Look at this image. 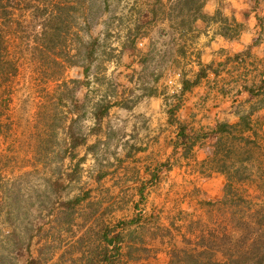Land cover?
I'll return each mask as SVG.
<instances>
[{
    "label": "rangeland",
    "instance_id": "rangeland-1",
    "mask_svg": "<svg viewBox=\"0 0 264 264\" xmlns=\"http://www.w3.org/2000/svg\"><path fill=\"white\" fill-rule=\"evenodd\" d=\"M107 1L108 10L100 15V23L93 29L95 34H102L100 58L92 66L89 85H82L78 90V95L82 98L86 95L89 103L87 116L75 127L87 135L89 141L97 137V130H93L97 126L91 114L95 100L103 96L115 100L126 93L134 95L139 88L143 90L145 86L146 90L153 83L165 86L166 80L177 70L197 69V48L199 41H204L201 38L205 39V36L199 37V28L191 29L189 25L182 24L184 14L175 9V0H164L166 13L155 21L151 20L150 13L140 18L139 11L142 7L155 6L156 0ZM211 25L209 30L213 32L218 26L217 23ZM134 26L144 33L142 38H137L136 49L132 44L136 37L132 35L129 38L128 34ZM11 39L12 49L23 50V62L10 90V108L2 117L11 124V128L0 136V154L7 156L5 164L1 165L7 168L4 179L9 189L5 201L0 193V253L8 255L6 264H24L28 253L43 258L52 256L45 264H87L78 249L79 237L85 236L93 225L95 228L90 231L91 236H85L84 250L101 243L98 231L107 225L124 236V241L120 243L122 249L114 257L115 264H170L174 247L188 245L178 228L184 231L191 222L197 228L203 223L212 224L219 216L217 205L202 202L217 201L223 196L225 177L216 178L211 183L209 196L192 190L174 198L176 203H170L167 211L173 209L176 212L172 221L177 228L169 232L164 226L171 216L163 214L159 207L161 201L153 210L149 209L153 211L149 215V198L131 191L118 192V186L113 190L109 188L105 178L108 174L117 173V167L110 164L113 162L111 157L117 153L115 144L118 135L112 133H118V129L112 122L104 121V134L108 140L81 164V178L74 179L65 188L58 189L59 186L55 185L54 189V181H59L62 186L67 184L59 177L66 175L70 168L68 159L63 164L62 174L50 167V164L55 168L62 164L59 151L67 146L66 129L57 126L55 118L56 115H70L74 107L70 102L66 106L56 104L58 95L51 96L49 93L57 89L58 82L46 79L42 68L30 59L28 50L23 46L18 48L20 40ZM73 78L84 80L83 68L69 67L65 71L64 80L70 82V87L73 86ZM135 81L142 82V87H136ZM261 94L264 97V92ZM53 131L57 136L52 135ZM261 143L264 145V139ZM47 145L55 150L48 157L45 154ZM85 149V146L79 149V157L85 154ZM95 154L98 155L95 157ZM242 189L255 208H264V191L250 183L243 184ZM87 192L91 193L87 200L74 208L68 206L69 200ZM152 215L157 220L150 221ZM130 221L133 223L130 224ZM196 232L199 233V230L196 229ZM18 240L22 241L21 245H17Z\"/></svg>",
    "mask_w": 264,
    "mask_h": 264
},
{
    "label": "trees",
    "instance_id": "trees-1",
    "mask_svg": "<svg viewBox=\"0 0 264 264\" xmlns=\"http://www.w3.org/2000/svg\"><path fill=\"white\" fill-rule=\"evenodd\" d=\"M261 1L255 0V3ZM164 2L156 0L155 6L142 7L139 11L140 18L143 14L150 13L151 20L155 21L161 14L165 15ZM206 2L207 0H175V9L184 14L182 24L193 29L198 28L199 22L204 28L217 23L216 32L230 40L239 39L241 33L248 28L247 23L237 20L236 17L231 19L225 16L221 9L213 13L205 11ZM108 6L107 0H0V136L11 128V124L2 120V117L10 108V90L20 74L23 62V50L12 49V37L16 42L20 40V43L17 42L18 48L23 46L28 50L30 59L42 68L46 79L58 82L57 89L49 93L51 96L58 95L56 104L66 106L70 102L74 107L70 112L72 115L66 112L67 115H56L55 118L58 121L57 126L66 129L67 146L59 151V161L62 164L56 168L50 164V167L53 171L58 170L61 173L63 164L68 159L70 168L66 175L59 177L65 179L67 184L62 186L59 181H54V189L55 185L61 189L74 179L79 180L81 164L88 158V152H95L99 147V143L88 145V152L79 157V149L88 144V136L78 131L75 126L87 116L89 102L87 103L86 95L83 98L78 95V90L82 85H89L92 66L100 58L103 48L102 34H95L93 29L100 23V15L108 10ZM257 7L255 5L254 10ZM258 20L261 29L257 32L258 36L254 38L253 44H259L264 39V16ZM128 34L129 38L132 35L136 37L132 40L136 49L137 38H142L144 33L134 26L129 29ZM249 53L250 48L237 56L245 58ZM69 67L83 68L86 78L71 79L73 86L70 87V82L64 80L65 71ZM209 69H213V66H201L193 78L182 72L179 78L181 88L175 92H171V87L166 82L163 96L171 103V121L174 120V114L184 93L207 76ZM249 91L254 95L264 92V77ZM117 104V99L112 100L107 96L93 102L91 114L97 126L93 128L94 131L101 129L110 109ZM241 106L242 104H239L235 110L237 120H217L209 130H194L192 126L180 124L177 144H185L183 155L190 156L197 141L209 140L203 172L206 176L214 173L223 175L226 181L224 194L219 200L202 202L211 206L217 205L219 216L212 224L203 223L198 228L191 222L189 230L194 232L195 237H185L189 246L174 247L170 264H264V208H255L252 200L242 191V185L245 183L264 191V145L261 143L264 139V121L259 117L254 118V115L264 108V99L252 104L249 109H242ZM52 135L57 136L55 131ZM45 150L46 157L55 152L50 145H47ZM6 157L0 154V193L3 201L7 199L9 190L4 179L7 168L1 165ZM169 166V162L165 163V167ZM90 195V192L78 195L69 200L68 206L74 208ZM94 228V225L89 227L84 235L91 236L90 231ZM98 232V236L101 233V243L86 250L83 249L87 241L85 236L79 237L78 249L82 251V258H86L87 264H115L114 257L122 249L120 243L124 241V236L117 229H111L107 225ZM21 242L18 240L17 245H21ZM128 253L131 255V251ZM7 257L8 255L0 253V264H6ZM51 258L52 256L43 258L28 253L24 264H45Z\"/></svg>",
    "mask_w": 264,
    "mask_h": 264
},
{
    "label": "crops",
    "instance_id": "crops-1",
    "mask_svg": "<svg viewBox=\"0 0 264 264\" xmlns=\"http://www.w3.org/2000/svg\"><path fill=\"white\" fill-rule=\"evenodd\" d=\"M255 5L258 6L256 10ZM204 9L212 13L221 9L225 16L245 21L248 28L241 33L239 39L230 40L216 32L215 26V31L211 32L209 28L213 25L204 28L202 23H198L199 37L205 36V39L201 38L204 41H199L197 48L199 66L185 72L187 77L193 78L201 66H213V69H209L207 76L184 93L174 120L171 121L169 111L171 103L163 96L164 84L153 83L144 90L145 86L142 87L143 83L140 81H135L134 84L143 90L139 88L137 94L118 96V104L110 109L104 119L112 122L114 128L118 129V133H112L118 135L115 144L117 153L111 157L113 162L110 164L117 167V173L114 176L108 174L105 178L109 182V188L113 190L118 186V192L131 191L149 198V215L153 214V208L161 201L159 207L163 214L171 216V220L164 226L169 232L177 228L174 227L175 221H172L176 212L173 209L167 211L170 203H176L174 198L182 195V192L189 193L192 190L209 196L211 183L223 176L216 173L206 176L203 172L209 140L197 141L191 155H183L185 144H177L180 124L192 126L194 130H209L217 120H237L235 110L239 104H242V109H249L252 104L264 99L262 94L254 95L249 91L264 77V39L259 44H253L261 29L258 19L264 16V0L258 4L255 0H207ZM249 48L247 57L238 58L239 53ZM134 96L135 99H132ZM263 116L264 108L254 118L259 117L264 121ZM104 121L101 129L95 132L96 139H88L84 153L88 152V145L99 143L98 149L105 145L108 137L104 134ZM91 153L94 152L89 151L88 156ZM96 155L98 154L94 156ZM167 162L170 163L169 167H165ZM149 219L157 220L153 215ZM186 228L184 231L178 228V232H182L183 238L194 239V232L187 225Z\"/></svg>",
    "mask_w": 264,
    "mask_h": 264
},
{
    "label": "built area",
    "instance_id": "built-area-1",
    "mask_svg": "<svg viewBox=\"0 0 264 264\" xmlns=\"http://www.w3.org/2000/svg\"><path fill=\"white\" fill-rule=\"evenodd\" d=\"M182 70L179 69L175 72L173 76H171L168 80H166L167 84L171 87V92H175L179 88H181V84L179 78L181 76Z\"/></svg>",
    "mask_w": 264,
    "mask_h": 264
}]
</instances>
